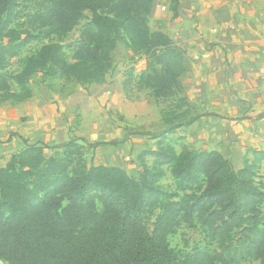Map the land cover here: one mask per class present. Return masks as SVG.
Instances as JSON below:
<instances>
[{
    "label": "trees",
    "instance_id": "16d2710c",
    "mask_svg": "<svg viewBox=\"0 0 264 264\" xmlns=\"http://www.w3.org/2000/svg\"><path fill=\"white\" fill-rule=\"evenodd\" d=\"M169 1L176 11L179 0ZM18 4L19 0H0V103L29 99L31 79L37 74L41 83L48 79L81 86L103 83L113 69L112 52L118 43L145 58L137 74L129 69L124 89L133 82L137 91L148 90L156 100L177 99L161 113L160 131L132 134L157 143L155 149L139 153L138 178L119 166L87 165L76 138L58 144L23 140L0 168V262L239 264L251 259L264 264L260 210L264 187L255 181L264 148H250L251 158L236 169L224 153L194 150L173 137L200 115H217L189 112L179 83L185 52L148 24L156 0H34L21 28L13 26ZM85 12L90 18L80 26L68 61L61 42L79 26ZM44 39L48 41L19 59L17 70H6L9 59ZM263 116L264 112L258 118ZM130 135L90 145H117ZM44 149L54 153L46 157ZM145 156L152 158L150 166ZM164 167L173 179L171 192L159 184ZM155 209L149 229L145 222ZM193 222L215 240V246L175 251L169 236L180 223Z\"/></svg>",
    "mask_w": 264,
    "mask_h": 264
},
{
    "label": "crops",
    "instance_id": "0c3cea01",
    "mask_svg": "<svg viewBox=\"0 0 264 264\" xmlns=\"http://www.w3.org/2000/svg\"><path fill=\"white\" fill-rule=\"evenodd\" d=\"M170 6L169 0H156L150 29L164 32L185 52L179 83L191 115H217H200L173 137L194 150L201 149L193 145L195 138L204 135L226 138L225 150L232 148L234 154L241 151L237 139L246 145L258 139L264 148V116L258 118L264 112V0H179L176 11ZM59 93L32 86L29 99L0 103V168L23 140L66 141V119L74 117L75 109L96 113L99 104L114 96L108 90L91 96Z\"/></svg>",
    "mask_w": 264,
    "mask_h": 264
},
{
    "label": "rangeland",
    "instance_id": "374dc122",
    "mask_svg": "<svg viewBox=\"0 0 264 264\" xmlns=\"http://www.w3.org/2000/svg\"><path fill=\"white\" fill-rule=\"evenodd\" d=\"M29 1V2H27ZM19 0L16 9L17 16L14 19L13 26L21 28L26 20V14L34 5V0ZM31 11V10H30ZM90 18V13L85 12V17L73 31L61 42L64 46L65 55L68 61H71V47L78 36L80 26ZM153 24L152 27H155ZM48 40H41L32 42L26 46L16 58L8 60L6 65L7 71L17 70L19 59L38 49L42 44ZM113 69L107 74L105 81L101 84H92L81 86L73 82H63L58 79H48L45 83H41L40 74L35 75L31 79V86H51L55 93L69 92V94H82V96H91L100 94L105 90L110 91L114 96L108 98L106 102L99 104V110L96 113L81 114L77 109L74 111V117L67 120V135L69 139L76 138L77 143L81 146L83 157L87 163L90 164H106L115 165L123 168L129 175L138 178V173L141 171V162L138 159L140 152L146 149H155L157 143L155 139L148 136L132 135L134 132H158L164 124L161 121L160 115L162 112L168 111L171 106L176 104V96L167 99H154L148 90L137 91L133 82L127 83L128 87L123 88L127 80V74L130 68H134L132 75L137 74L144 67L145 58L139 54H133L131 50L125 48L123 44L118 43L114 51ZM59 93V94H60ZM112 99V100H111ZM116 103L120 109L116 107ZM183 107V109H185ZM190 110V109H189ZM191 113V110L189 111ZM95 121L97 123H95ZM127 132L131 135L122 143L117 145L101 144L96 147H91L90 144L103 141H119L124 138ZM133 132V133H132ZM194 140V139H193ZM264 145V140H260ZM237 146L241 147L239 153H233L232 148L226 149L225 144L227 139L221 137L205 136L194 140L193 145L203 148H220L222 152L226 151L225 156L230 159L232 166L238 168L243 163L245 158H251L250 148L260 146L258 139L252 145L248 141L236 140ZM244 144V145H243ZM181 142L175 144L176 152L181 151ZM241 145V146H240ZM50 155L54 150L49 149ZM49 154H45L47 157ZM151 157L145 156V164L150 166ZM165 168V176L159 181V184L164 192H171L173 190V179L169 173V169ZM255 181L264 187V164L261 165L256 175ZM191 191H188L190 193ZM261 213L264 215V202L260 207ZM158 209H155L150 215L149 219L145 222L146 226L151 229L152 222ZM239 232V230H238ZM235 234V240L238 238ZM170 247L175 251L186 253L195 246H215V240L208 237L202 227L198 223L193 222L190 225L180 223L175 233L168 238ZM0 264H3L0 262ZM239 264H259L258 261L246 259Z\"/></svg>",
    "mask_w": 264,
    "mask_h": 264
}]
</instances>
